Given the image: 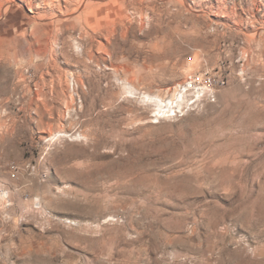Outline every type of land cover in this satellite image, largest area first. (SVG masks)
I'll use <instances>...</instances> for the list:
<instances>
[{
  "label": "rangeland",
  "instance_id": "obj_1",
  "mask_svg": "<svg viewBox=\"0 0 264 264\" xmlns=\"http://www.w3.org/2000/svg\"><path fill=\"white\" fill-rule=\"evenodd\" d=\"M87 2L0 0V264H264V0Z\"/></svg>",
  "mask_w": 264,
  "mask_h": 264
},
{
  "label": "bare ground",
  "instance_id": "obj_2",
  "mask_svg": "<svg viewBox=\"0 0 264 264\" xmlns=\"http://www.w3.org/2000/svg\"><path fill=\"white\" fill-rule=\"evenodd\" d=\"M93 1V0H92ZM8 2H10V0H8ZM89 2V0H88ZM87 2V3H88ZM91 2V1H90ZM6 3V2H5ZM4 4V3H3ZM2 5V4H1ZM0 5V6H1ZM2 7H4L2 5ZM8 9V6H6V8L4 9V11H6ZM170 91V90H169ZM185 92V91H184ZM172 93V92H171ZM181 93L180 91H178L177 89H174V92L172 94L169 95V100H170V103H171V108H168V104L165 103V98L164 96H160V95H157L156 96V99L158 98V100H154V103L155 105L157 106V110L158 112H161L163 111L166 107V110L168 109L169 111H175V107H180V102L184 100V94H179ZM166 97V96H165ZM168 112V111H167ZM164 113V112H163Z\"/></svg>",
  "mask_w": 264,
  "mask_h": 264
},
{
  "label": "built area",
  "instance_id": "obj_3",
  "mask_svg": "<svg viewBox=\"0 0 264 264\" xmlns=\"http://www.w3.org/2000/svg\"><path fill=\"white\" fill-rule=\"evenodd\" d=\"M171 108V107H170ZM175 111H176V108H175ZM171 112V111H170ZM173 112V111H172ZM174 113V112H173ZM0 196L1 198L3 199H8L9 198V195H8V192L5 191V189H3L2 187H0Z\"/></svg>",
  "mask_w": 264,
  "mask_h": 264
}]
</instances>
